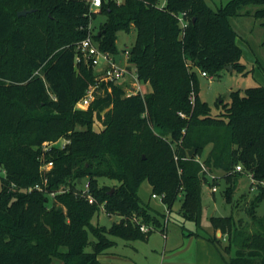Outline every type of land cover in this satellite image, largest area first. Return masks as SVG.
Returning a JSON list of instances; mask_svg holds the SVG:
<instances>
[{"label": "trees", "instance_id": "16d2710c", "mask_svg": "<svg viewBox=\"0 0 264 264\" xmlns=\"http://www.w3.org/2000/svg\"><path fill=\"white\" fill-rule=\"evenodd\" d=\"M158 2L110 0L90 12L89 0H0V264H51L54 258L103 264L99 256L116 244L109 235L147 241L151 232H142L135 219L162 228L165 215L142 203L144 181L165 194L170 212L181 198L180 215L200 227L206 174L197 159L210 145L207 173L232 179L241 165L257 188L246 208L249 221L234 213L213 216L215 234L227 236L228 244L217 235L210 240L231 254L227 264H264V215L257 214L264 200V86L233 91L231 102L217 104L223 111L212 116L200 96L199 72L214 76L229 65L245 71L230 18L253 16L264 28V0H230L218 9L206 0ZM23 10L34 11L19 16ZM100 14L106 21L94 39L106 53L120 54L118 33L136 30L129 61L152 90L128 96L122 85L102 84L104 97L83 110L76 105L96 83V73L85 59L76 63L77 45ZM64 136V148L44 151L43 143ZM44 158L53 167L42 173ZM42 174L46 190H18ZM102 178L118 185L101 186ZM85 179L91 204L74 194ZM61 187L72 190L57 193ZM51 192L57 194L50 204ZM226 193L228 198L231 190ZM101 208L120 221L94 224Z\"/></svg>", "mask_w": 264, "mask_h": 264}, {"label": "rangeland", "instance_id": "374dc122", "mask_svg": "<svg viewBox=\"0 0 264 264\" xmlns=\"http://www.w3.org/2000/svg\"><path fill=\"white\" fill-rule=\"evenodd\" d=\"M165 0H159L158 5L162 6ZM213 9H218L226 5L230 0H206ZM106 21L104 15H98L96 19L90 20L88 26V33L95 35L101 29L102 24ZM232 25L238 33V42L243 49V56L241 63L246 66L244 72L238 70L223 69L219 74L214 76L200 77V96L201 99L207 102L211 107L212 116L219 115L222 107H218L220 102L230 103L231 93L233 91H240L244 93L246 89L257 86H264V28L261 21L255 19L253 16H240L231 19ZM137 32L133 28L130 32H119L117 37V45L122 54L121 66L126 65L125 49L131 50L136 41ZM96 73V78L100 73V69H93ZM133 70V68H132ZM132 79L126 77L125 81L118 83L122 85L126 93L130 92ZM142 83L140 85H143ZM146 94L144 89L139 91ZM104 89L97 90L95 99L104 97ZM93 100V101H94ZM78 108V107H76ZM82 109V108H80ZM83 109V110H87ZM107 111L101 112V115ZM94 127L102 129L103 124L97 117L94 120ZM155 132H160V129L154 127ZM69 143V139L64 136L53 142L43 143L44 151H51L53 148H64ZM174 147L175 144H173ZM173 147V148H174ZM211 149V145L204 151L202 157L198 159L204 164V158L207 156ZM145 157V156H144ZM53 167L52 162H46L45 158L42 160L40 172L51 170ZM239 172V171H237ZM3 171L0 172V174ZM209 173V174H208ZM205 172L206 177L203 178L202 183V206L203 213L201 218V225L197 227L194 221H185L180 215L181 198H178L174 204L171 212L168 214V207L163 203L160 197L153 198V193L162 195L163 192H155L148 183L144 181L139 188V197L144 205L149 206L152 211L168 216V223L166 235L163 232V227H155L151 232L147 241L131 240L127 241L122 238L111 236L109 238L116 244L109 248L105 253L102 261L106 264H176L177 262H198L199 264H227L230 257L225 252H220L216 245L210 240L215 235L218 236L223 246L228 244L227 236L215 234L212 227L211 217H226L235 214L237 220L249 221L246 208L253 199L257 188L253 187V181L249 173L242 172L234 173L232 179H227L221 171H214L212 173ZM41 180L28 188H18L19 191H29L42 188V191L47 189V181L40 175ZM100 185H107L114 189L118 185L117 181L102 178L99 180ZM89 184V192L85 191L86 185ZM18 187V186H17ZM217 187V191L213 192L212 188ZM230 189L231 193L227 198V190ZM70 187H61L59 193L71 191ZM52 193V192H51ZM48 194L50 201L55 198L52 194ZM74 194L80 198L87 199L90 193L89 179L81 181V186L74 189ZM95 200V199H94ZM95 202V201H94ZM90 203V202H89ZM91 204V203H90ZM257 214L264 215V200L260 203ZM118 215H108L103 208L94 219V224L100 226L110 227L114 222H119ZM189 233L198 234L195 237H188ZM90 240L93 241L94 237L91 236ZM63 250H66L63 248ZM88 251L92 247L87 248ZM164 255L168 258L164 259ZM51 264H65L61 259L54 258Z\"/></svg>", "mask_w": 264, "mask_h": 264}, {"label": "built area", "instance_id": "2783aa9c", "mask_svg": "<svg viewBox=\"0 0 264 264\" xmlns=\"http://www.w3.org/2000/svg\"><path fill=\"white\" fill-rule=\"evenodd\" d=\"M106 1H110V0H89L90 12H94L95 10L101 8L103 3ZM113 1H116L117 3H122L124 0H113ZM184 15L185 14L181 15L179 18L182 27H186L187 25V22L184 19ZM77 51H78V55L76 57L77 64L80 63L83 59H85L90 66H92L94 69L98 68L101 71L98 74V77L96 78V83L88 88L85 96L77 103L76 107L82 109L88 108L93 102L96 92L101 88L102 84H106V85L118 84L122 81H125L126 77H130L132 79L130 92L127 93V95L129 96L140 93L139 87L141 82L139 80L134 64L130 63L129 61L130 56L128 49L124 51L126 65L121 66L122 54L120 53L121 59L120 62L117 63L115 60V55L102 51L98 43L95 41L94 35L91 34V32H89L88 35L78 43ZM132 67H134V70H132ZM201 74L202 76L208 77V74L206 72H201ZM181 116L183 118L186 117V115L183 113H181ZM183 132H185V130H183ZM175 160L178 161V156L176 155H175ZM197 160L202 164V162L199 159ZM202 166H203V172H206L207 169L205 168L204 164H202ZM242 170L243 169L241 165L236 166V171L240 172ZM249 175L252 178V175L251 174ZM37 189L42 191V188L40 187H37ZM85 191L89 192V184L86 185ZM212 191L216 192L217 187H213ZM59 192L60 191H58L57 193ZM57 193L52 192L51 194L55 196ZM152 197L153 198L160 197L163 201L165 194L162 195L153 194ZM87 199L90 203H94L95 201L94 198H92L90 195ZM169 213L170 211H168V214ZM135 221L140 225V230L144 233L152 232L153 229L155 228L154 226L146 225L137 219H135ZM167 223H168V216L163 221V232L165 235H166Z\"/></svg>", "mask_w": 264, "mask_h": 264}, {"label": "crops", "instance_id": "0c3cea01", "mask_svg": "<svg viewBox=\"0 0 264 264\" xmlns=\"http://www.w3.org/2000/svg\"><path fill=\"white\" fill-rule=\"evenodd\" d=\"M166 1V0H165ZM165 1L163 2V4H162V6H164V4H165ZM162 6H160V7H162ZM231 19L232 18H230V22H231ZM231 24H232V22H231ZM233 26V25H232ZM234 27V26H233ZM235 29V28H234ZM126 50V49H125ZM122 59H123V57H122ZM122 62V61H121ZM133 68V70H134V67H132ZM142 88L144 89V91H145V93H149V92H151V86H150V84L149 83H145V84H143V85H140V87H139V91L140 90H142ZM219 235V234H218ZM188 237H195V235H187ZM104 257V254H102V255H100L99 256V260L103 263V264H106L105 262L106 261H102V258ZM164 259H166V258H168V255H164ZM172 264H174V263H172ZM176 264H199L198 262H177ZM223 264H225V263H223Z\"/></svg>", "mask_w": 264, "mask_h": 264}, {"label": "water", "instance_id": "95a60500", "mask_svg": "<svg viewBox=\"0 0 264 264\" xmlns=\"http://www.w3.org/2000/svg\"><path fill=\"white\" fill-rule=\"evenodd\" d=\"M33 11H34V10H23V11H20V12L18 13V15H19V16H24V15H27L28 13H30V12H33ZM120 59H121V54H116V55H115V60H116L117 63L120 62ZM226 69L232 71V70H233V67H232L231 65H229V66L226 67ZM195 153H196V149H195V148L189 150V151H188V156H189V158H193L194 155H195ZM218 234L221 235V232L218 231Z\"/></svg>", "mask_w": 264, "mask_h": 264}]
</instances>
